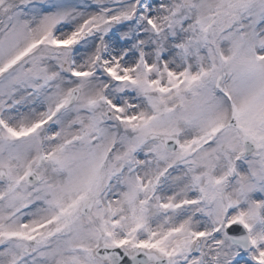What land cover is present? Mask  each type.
Masks as SVG:
<instances>
[{"label": "snow or ice", "instance_id": "6c2138e0", "mask_svg": "<svg viewBox=\"0 0 264 264\" xmlns=\"http://www.w3.org/2000/svg\"><path fill=\"white\" fill-rule=\"evenodd\" d=\"M0 264H264V0H0Z\"/></svg>", "mask_w": 264, "mask_h": 264}]
</instances>
